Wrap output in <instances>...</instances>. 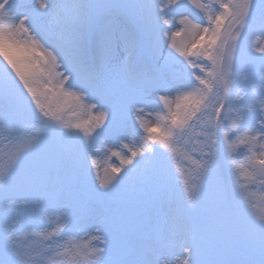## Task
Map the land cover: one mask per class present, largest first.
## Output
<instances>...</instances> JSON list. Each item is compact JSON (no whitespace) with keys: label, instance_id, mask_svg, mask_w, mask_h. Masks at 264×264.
<instances>
[{"label":"bare ground","instance_id":"bare-ground-1","mask_svg":"<svg viewBox=\"0 0 264 264\" xmlns=\"http://www.w3.org/2000/svg\"><path fill=\"white\" fill-rule=\"evenodd\" d=\"M14 31H15L14 23H11L7 28H5L3 30H0V47L11 58L14 55H16L17 53H28L31 50V48L22 50V49H18V48H14L13 47L14 46L13 42L15 41V38H14L15 36L13 35ZM190 36L191 35H188L187 38L190 37ZM125 41H123L121 39L122 44ZM181 42H183V41L181 40ZM183 44H184V42H183ZM29 45L37 48L38 50H44L47 53L52 54L51 50L42 48V46L38 42H35V40L34 41L32 40L29 43ZM115 59L116 58H112L111 59L112 62ZM83 63H84L83 59L79 58L78 64H76V66L83 65ZM31 64H33V61H31ZM111 66H113L121 74L120 68L118 66L114 65L113 63H111L110 67ZM47 77H48V74H47ZM43 88L44 89L47 88V82L43 84ZM188 89L191 90L192 92L188 91ZM96 90L99 91V88L95 87V86H92L89 91L90 92H95ZM182 95L188 96L189 101L194 102V103H196V102L199 103V100H201V98H202L201 91L198 90L196 87H194V86H192V85H190L188 83H185V82L176 83L175 91L171 93V97H173V99L175 100L174 106H173V110L177 111L178 114H180V109L183 108V102L180 101V98H181ZM263 108H264V102L261 103V108H260V110L262 111V114L260 116L261 123L263 122V119H264ZM90 109H91V107L88 106L87 111H90ZM100 113L101 112L95 113V118H98L100 116ZM87 115L88 114L86 113L83 116V120L87 119ZM154 117H155V115H153L151 119H153ZM150 122L152 123V125H156V123H157L155 120L150 121ZM159 125H160V122H159ZM162 130H164L163 127H161V131ZM137 149H138L139 153H141V152L144 153V151H148L149 150L148 146L146 144H144L142 142V140H139ZM103 184H105L108 188H110V193H111L112 196H114V198L120 199L122 197L123 192H121L120 190L117 189L118 186L116 185V183L113 182L112 175H111V173H110V171L108 169H104ZM108 201H109V199H108Z\"/></svg>","mask_w":264,"mask_h":264},{"label":"rangeland","instance_id":"rangeland-1","mask_svg":"<svg viewBox=\"0 0 264 264\" xmlns=\"http://www.w3.org/2000/svg\"><path fill=\"white\" fill-rule=\"evenodd\" d=\"M176 2H179V3H182V4H184V5H187V6H190V7H192V8H194V10L198 13V14H200V15H203V9H202V5H201V0H175ZM41 3V2H40ZM78 4L77 5H79V7L81 8V9H84V12L87 10V5H86V1H84V0H81V1H78L77 2ZM70 5H72V3H69ZM69 4H68V7H69ZM41 5H43L44 6V3H41ZM57 5H58V2L57 1H54V2H51L50 4H49V10H51V12H52V15H53V19H54V22H53V20L51 19V18H48L47 19V22L48 23H52L55 27H56V29L58 30V29H60L61 31H60V36L62 35V36H65V37H70L71 35L72 36H74L72 39H71V42L70 43H68V47H69V49H70V51H71V53H73V54H76V52L77 51H79L80 50V47H77V46H74V45H72L71 43H72V41L73 40H76L79 44H81L82 45V43H83V38H84V30H74V28L73 27H71V32L70 31H62V29H63V24H62V21H63V18L61 17V15L59 14V12L57 11ZM37 7V6H36ZM68 7H66V9L68 8ZM74 7V6H73ZM77 9H78V6H77ZM74 12H75V10H74ZM70 15H71V13H70ZM69 15V16H70ZM73 15L75 16V17H72L70 20H69V22H74V21H76V20H82V19H84V18H78V13H73ZM81 15V14H80ZM185 22H187L188 24H191L187 19H185ZM66 27H68V26H66ZM70 28V27H69ZM201 26H196V31L195 32H193V34H191L190 33V31L189 30H187V32H186V34L184 35V39H185V45L183 46V52H180V53H177L173 48L172 49H170L169 50V54H172L173 55V57H174V59L175 58H180V56L181 55H185V51H186V48L188 47V44L192 41V39L194 40L197 36H198V34L200 33V31H201ZM188 35H191V37H189V38H187V36ZM71 36V37H72ZM80 36L82 37V39L80 38ZM176 36H175V34L173 35V38H175ZM16 38H17V35H16ZM172 38V39H173ZM182 38V39H183ZM83 46V45H82ZM83 48V47H82ZM180 48H178V50H179ZM36 53V52H35ZM34 53V54H35ZM43 54V53H42ZM86 54V51L84 52V55ZM64 55H65V53H64ZM44 56H45V54H44ZM121 56V55H120ZM16 57H18V56H15L14 58H13V60L16 58ZM33 57H36V55H34ZM49 63H50V65H49V67H50V69L51 68H53V64L54 63H59L60 64V62L58 61V59L56 58V59H50V61H49ZM68 70H71V68H69ZM68 72V71H67ZM69 73H71V71L69 72ZM40 80L42 81V80H44V78L43 77H40ZM168 100H169V98H168ZM148 118V117H147ZM147 135H151V133H147ZM165 137H167V136H165ZM107 159V158H106ZM105 159V160H106ZM21 168L19 167V163H18V170H20ZM111 174H112V172H111ZM113 175V174H112ZM100 231H102V230H100ZM100 236H101V234H99Z\"/></svg>","mask_w":264,"mask_h":264}]
</instances>
